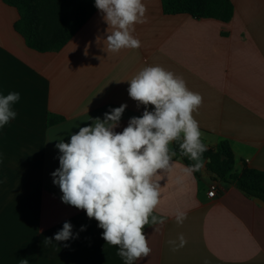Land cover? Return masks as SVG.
Returning <instances> with one entry per match:
<instances>
[{
  "label": "crops",
  "instance_id": "crops-1",
  "mask_svg": "<svg viewBox=\"0 0 264 264\" xmlns=\"http://www.w3.org/2000/svg\"><path fill=\"white\" fill-rule=\"evenodd\" d=\"M231 1L233 15L222 21L164 13L161 0H143L146 21L133 33L141 47L113 53L106 44L111 28L98 9L61 48L40 51L16 30L18 8L0 0V94L21 97L16 119L0 129V264H124L98 221L62 202L51 173L60 167L59 139L68 142L122 104L114 131L142 116L145 106L130 98L128 81L146 66L182 76L202 95L193 115L208 148L227 140L235 171L264 170V0ZM172 161L156 177L161 200L154 214L167 221L145 226L152 251L134 264H264V206L205 167L198 172L179 153ZM213 180L220 192L210 196ZM177 209L187 213L182 225ZM65 222L74 238L45 244ZM181 233L187 244L172 251L167 241Z\"/></svg>",
  "mask_w": 264,
  "mask_h": 264
},
{
  "label": "clouds",
  "instance_id": "clouds-1",
  "mask_svg": "<svg viewBox=\"0 0 264 264\" xmlns=\"http://www.w3.org/2000/svg\"><path fill=\"white\" fill-rule=\"evenodd\" d=\"M95 7L111 28L106 38L109 51L118 53L141 47L133 33L135 25L146 21L143 0H95ZM128 82L130 98L145 106L142 116L130 118L122 132L114 131L127 108L122 104L106 112L103 119L96 118L79 127L78 132L70 134L68 142L59 139L56 148L61 153L60 167L51 175L62 192V202L85 210L87 217L98 221L106 244L118 246L116 255L124 264H134L152 251L144 234L145 226L167 221L154 211L161 200V185L156 177L171 170L172 158L177 154L170 145L176 142L181 154L193 159L200 157L207 146L193 115L203 97L191 91L182 76L154 65L142 68ZM20 98L19 92L0 94V129L16 119L14 105ZM148 105L154 110H148ZM184 171L190 174L191 169ZM176 183L182 184L183 177H178ZM186 219L187 213L177 209L175 222L182 225ZM72 227L65 222L54 238L45 239L44 243L74 238ZM167 244L177 251L187 240L181 233ZM20 264H28V260H21Z\"/></svg>",
  "mask_w": 264,
  "mask_h": 264
},
{
  "label": "trees",
  "instance_id": "trees-1",
  "mask_svg": "<svg viewBox=\"0 0 264 264\" xmlns=\"http://www.w3.org/2000/svg\"><path fill=\"white\" fill-rule=\"evenodd\" d=\"M18 8L20 17L15 22V28L25 38L26 43L37 50L48 51L61 48L74 32L94 13L95 0H33L45 13L50 22H62L57 35L52 41L43 43L38 41L35 25V15L30 0H4ZM164 13H188L193 17H213L228 21L234 12L231 0H161ZM57 30V29H56ZM154 110V106H153ZM174 149L187 162L192 160L181 154L179 145L174 142ZM210 158L205 168L211 171L214 179L235 184L247 195L264 200V170L244 166L241 171L234 170V152L227 140H221L216 148H208L202 154Z\"/></svg>",
  "mask_w": 264,
  "mask_h": 264
},
{
  "label": "rangeland",
  "instance_id": "rangeland-1",
  "mask_svg": "<svg viewBox=\"0 0 264 264\" xmlns=\"http://www.w3.org/2000/svg\"><path fill=\"white\" fill-rule=\"evenodd\" d=\"M30 1L32 2L33 0ZM32 11L35 15L38 41L43 43L52 41L53 38L56 37L59 27L62 26V22H50L45 13L41 10V8H39L37 3L32 2Z\"/></svg>",
  "mask_w": 264,
  "mask_h": 264
},
{
  "label": "water",
  "instance_id": "water-1",
  "mask_svg": "<svg viewBox=\"0 0 264 264\" xmlns=\"http://www.w3.org/2000/svg\"><path fill=\"white\" fill-rule=\"evenodd\" d=\"M188 157L192 160V162H193V164L196 167L198 172H201L205 166V163L210 160V158L204 157L203 155H201L200 157H198L196 159H193L190 156H188ZM209 172L212 173L211 171H209ZM256 201L259 202L262 206H264V200H262L260 198H256Z\"/></svg>",
  "mask_w": 264,
  "mask_h": 264
},
{
  "label": "built area",
  "instance_id": "built-area-1",
  "mask_svg": "<svg viewBox=\"0 0 264 264\" xmlns=\"http://www.w3.org/2000/svg\"><path fill=\"white\" fill-rule=\"evenodd\" d=\"M220 192V182L218 180H213L210 185L209 195L215 196Z\"/></svg>",
  "mask_w": 264,
  "mask_h": 264
}]
</instances>
